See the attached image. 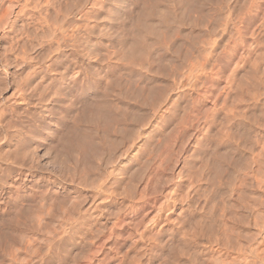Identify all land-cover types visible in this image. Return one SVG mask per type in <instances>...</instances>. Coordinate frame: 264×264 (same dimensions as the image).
Returning a JSON list of instances; mask_svg holds the SVG:
<instances>
[{
  "label": "rangeland",
  "instance_id": "1",
  "mask_svg": "<svg viewBox=\"0 0 264 264\" xmlns=\"http://www.w3.org/2000/svg\"><path fill=\"white\" fill-rule=\"evenodd\" d=\"M85 1L32 0V7L29 8L25 5V0H0V153L2 155L0 189L5 186L4 195L0 194V264H12L14 260H17L14 264H28L32 261L39 264L34 253L43 250L42 254H45L47 248L46 251L41 248L49 244V238H54L55 235L56 238L53 240L55 243L52 241L51 250L47 252L50 254L49 257H47L48 254L45 255V260L44 257L42 260L44 262L40 264H68L69 262L70 264H86L87 262V264H264V0H181L175 11H172V17L168 15V17L165 16L166 18L161 15L160 17L157 13L154 20L159 25L156 26V23L152 22L151 29L157 27L156 32H152L154 36L165 32L163 34L165 36H158H162L164 41L160 45L153 44L154 37L151 29L145 31L142 40L151 47L152 54H148L150 57L143 55L144 59L141 61H144L146 65L135 66V70L131 73L124 72L121 81L122 90L116 91L114 98L118 105L111 109L114 113L103 110L105 112L101 111L98 115L90 106L87 105L86 109L82 103L81 106L77 105L75 109L77 111L73 110L76 113L75 116L71 112L67 115H61L59 112L57 117H51L53 113L60 111L59 102L53 95L48 101H42L43 90L37 87L40 79L36 81V72L43 65H47L50 58L58 68L62 67L59 62H63L62 60L66 62L73 58L70 54L71 49L77 47L78 50L82 43L87 47V41L90 39L94 40V43L91 42V45H94L92 48L98 46L99 51L96 53L103 57H101L102 60L98 59L100 57L97 54L95 63H91L92 65L86 63L83 66L84 74L102 72L107 66L105 55L118 47V39L128 34L136 20L140 18L142 10H148L153 3L152 0H128L126 9L119 14L117 20H113L109 17L112 14L110 10L113 9L106 2L103 8L100 5L96 7L98 10H92L91 5L88 6ZM34 4L39 5L38 7L43 6L40 14H45L44 18L39 16L38 9L33 8ZM89 8L91 12H94H87L91 15L81 20L82 13L89 11ZM105 8L109 10L108 13ZM59 10L61 12H58ZM59 13L68 14L71 23L66 22L67 24L64 23V25L61 23L64 28L62 27L61 33L53 38L51 31L49 32V29L53 27L49 26L54 25V19L59 17L58 15L62 16ZM39 17L46 21H41ZM45 22L48 23L45 24ZM78 23L81 33L74 35L72 31L73 28L74 30L77 28ZM160 24H163L162 27ZM56 27L58 28L57 24L54 25V28ZM163 27L168 28L162 29ZM62 33L65 38L67 37L64 40ZM167 34L170 41H167ZM72 35L78 39L75 40L76 38ZM73 41L78 42L73 44ZM111 44L117 47L112 48ZM70 45L73 47L71 48ZM86 47L83 46V48ZM154 47L161 50H155ZM163 49L165 50L162 51ZM104 52L106 54L103 55ZM149 60L155 61V64L150 63ZM176 68L178 74L175 73L173 77V71ZM48 76L49 74L45 76L43 86L49 83ZM77 76L78 74L73 72L69 79H75ZM168 91L172 94L171 99H167ZM164 94L167 95L164 96ZM73 95H75L74 92ZM72 96L68 97L66 105H69L73 99ZM21 98H26V102L22 105L19 103ZM162 99L165 101L161 102ZM89 119L94 125L87 121ZM108 128L111 132L106 134ZM27 140L32 141L31 150L33 151L34 148L33 152L36 151L35 154L50 167L40 168L42 178L62 182L63 184H60L65 187L63 190L59 188V185L50 189L51 187L43 182L34 184L30 182L33 179L31 176H28V180L25 181L27 184L25 187L28 189L24 186L17 189L15 155ZM139 147L141 153L137 151ZM83 148L84 150H81ZM86 148L87 151H85ZM136 152L139 153L138 156H135L132 163L128 164L130 167L128 169L131 167L133 169L132 175L143 172L138 177L145 173L142 176L144 177L149 174L148 172H154L151 174L152 183L148 190L147 205L138 209V213L135 212L125 218L112 234L95 233L100 235L94 234L97 239L93 240L95 237L93 235H88L86 239L85 234L89 229L87 230V226L83 227V216L78 218L84 214L80 205L81 186L90 188L93 186L91 184L96 182L91 183L97 174L100 177V172L104 170L103 173H105L109 170L97 168L100 163L106 164L108 160L116 157L119 159L120 154L125 156L128 154L131 158ZM86 153H88L86 155L88 159L83 161L85 157L81 156ZM9 156L12 157L9 159ZM57 159L59 160L56 161ZM48 160L50 161L47 162ZM65 163L67 165H64ZM87 163L88 168H86ZM62 169L64 170L61 172ZM84 179L87 180L83 182ZM178 184H181L182 188L177 192ZM39 186L41 188H38ZM111 186L109 188L113 189L114 185ZM53 189H56V192ZM75 195L78 196L79 203ZM74 204H77L78 208ZM173 205L177 206L176 210L171 207ZM87 206L90 207L89 204L85 207ZM182 209H184L181 216L183 219L180 220L183 223L179 222V225L183 227V232L186 231L187 236L182 232L186 239L182 237L181 231L170 235L174 228L181 227L175 218ZM68 211L71 213V215L69 213V216H72L71 220ZM167 215L170 220L166 221ZM88 216L89 214L86 221L88 220L89 224L95 218L92 214ZM65 224H67L66 227L61 226ZM154 227L160 228L162 234L158 235L154 231H152L154 235L150 231L148 233V230H153ZM47 230L50 234H46ZM143 233L148 234L147 237ZM142 235L144 238L141 237ZM58 236H61V239ZM85 239L88 241L83 243ZM260 240L261 244H259ZM140 241H145L146 244L144 242L142 245ZM82 249H85L86 253ZM82 252L86 256H83ZM254 253H256L255 256ZM37 254L40 253L37 252ZM28 255L36 258L37 261L29 258ZM69 257L74 258L75 261L73 259L70 261ZM10 261L12 263H9Z\"/></svg>",
  "mask_w": 264,
  "mask_h": 264
},
{
  "label": "bare ground",
  "instance_id": "2",
  "mask_svg": "<svg viewBox=\"0 0 264 264\" xmlns=\"http://www.w3.org/2000/svg\"><path fill=\"white\" fill-rule=\"evenodd\" d=\"M144 1V0H143ZM153 1V3H152V5H151V7L148 9V10H142V12L140 13V15H139V17L140 18H138V20H136V23L134 24V26L133 27H131L130 29L131 30H129L128 31V34L127 35H124V36H122L120 39H118L119 41H118V47L116 46V45H113V44H111V45H113L112 46V48L113 47H117V48H114L113 49V51L112 52H108V54L107 55H105L107 58H106V60H107V66H106V68H105V70H103L102 72H99V73H97V74H84V71H83V66L87 63L88 65H89V63L91 64V63H95V61H96V59H97V56L99 55V57L100 58H98V59H101L102 60V58L101 57H103V56H100V54H98V53H96L97 51H99L98 50V46H96V47H94V48H92V45H91V42L92 43H94L93 41H91V39L90 40H88L87 42V47H86V45H84V43H82L81 44V42H79L80 44H81V46H79L78 47V50H77V47L74 49V48H72L73 46H71V51H70V54H71V60L70 59H68L66 62H64V60H62L63 62H59L60 64H62V67H60V68H58L57 67V65L55 64V62L53 61V59H51L50 58V60H49V63L47 64V65H43L42 66V68H40L37 72H36V77H35V79H36V81L37 80H39V85L37 84V87L39 88V90L41 89V90H43V100L42 101H44L45 100V102L46 101H48V99L49 98H51L52 97V95L55 97H57V101L59 102V108H60V111H58V113H53L52 114V116L51 117H57L58 115H59V112H60V114L61 115H63V114H68V113H74V115L73 116H75V112L73 111V110H75L76 108H77V105H80V104H82V105H84L85 107H86V109H87V105L88 106H90V108H92L93 109V112L94 113H97L98 115H99V112H101V111H103V110H109V111H111V114L112 113H114V112H112V110L114 109V107L116 106V105H118L117 103H115V100H114V98L116 97V91H121L122 89H121V84H122V79H123V75L125 74L124 72L125 71H128V73H131L132 71H134L135 70V68L136 67H140V66H144V65H146V64H144L141 60H143L144 59V57H145V55H147V56H149L150 55V51H151V47L149 46V45H147L143 40H142V36L144 35V33H145V31L147 30H149V29H151V26H153V24H152V22H155V20H154V17H155V15L158 13V15L160 16H169V17H172V15H173V13H172V11H175L174 9L175 8H177V6L182 2L181 0H152ZM87 4H88V6L89 5H91V8H92V10L93 9H96V7H98V6H100L101 5V8H103L102 6H103V4H105V2L109 5V7L111 8V9H113L112 11L110 10V14H111V12H112V14H111V16H109L110 17V19H113V20H117V17L119 16V14L120 13H122L125 9H126V7H127V3H128V0H86L85 1ZM85 2H83V3H85ZM189 2H191V1H189ZM25 5L27 6V7H29V8H31L32 7V0H25ZM85 3V4H86ZM187 3V2H186ZM221 3V2H220ZM224 3V2H223ZM227 3V2H226ZM41 4V3H40ZM228 4V3H227ZM239 4V3H238ZM108 5H107V7H108ZM144 5V4H143ZM39 5H33V8H35V9H38V14H39V16H41V17H43V15H45V14H40L41 12H40V9L41 8H43V6L42 5H40V7H38ZM42 6V7H41ZM80 6V5H79ZM78 6V7H79ZM83 6H84V4H83ZM181 6V5H180ZM228 6V5H227ZM45 7H48V6H46L45 5ZM82 7V6H81ZM108 7V8H109ZM140 7V6H139ZM173 9H172V8ZM55 7H53V9H54ZM229 8V7H228ZM107 8H105V10H106ZM239 9V8H238ZM46 10V9H45ZM96 10H98V8L96 9ZM108 10V9H107ZM30 11V10H29ZM41 11H42V9H41ZM48 11V10H47ZM55 11H57V10H55ZM78 11V10H77ZM100 11V10H99ZM176 11H178V10H176ZM31 12H34V11H32L31 10ZM49 12V11H48ZM47 12V13H48ZM58 12H61V10H59ZM58 12H56V13H58ZM83 11L81 10V13H82ZM87 12H91V10H90V8H89V11H86L85 13H82V15H81V17H80V19L81 20H85L86 19V17L87 16H90L91 14L90 13H88L87 14ZM94 12V11H93ZM93 12H91V13H93ZM105 12V11H104ZM109 12V10L107 11V13ZM46 13V12H45ZM67 13V12H66ZM66 13H63V14H61V13H59V14H61L62 16L60 17V15H58L59 17H57V18H53L54 19V25H58V28L56 27V28H54V25H52V26H49L50 28H52L51 30L49 29V32L51 31V35L53 36V38L55 37H57V34L58 33H61V30L64 28V26H62V25H64V23L65 24H67L66 22H68V24H69V22L71 23V20H70V17L68 18V14H66ZM90 14V15H89ZM175 14V13H174ZM29 15H31V14H29ZM71 15V14H70ZM124 15H125V13H124ZM157 16V15H156ZM158 16V17H159ZM160 16V17H161ZM167 16V17H168ZM176 16V15H175ZM31 17V16H30ZM29 17V18H30ZM41 17H39V19L41 18ZM157 17V18H158ZM159 17V18H160ZM184 17V16H183ZM183 17H182V19H183ZM28 18V17H27ZM44 18V17H43ZM43 18H41L40 20L41 21H46V19H44V20H42ZM60 18H61V20H60ZM89 18V17H88ZM156 18V17H155ZM166 18V17H165ZM174 18V17H173ZM177 18H178V16H177ZM49 19H50V17H49ZM69 19V20H68ZM75 19V18H74ZM109 18H108V20L109 21H111L112 22V20H110ZM172 19V18H171ZM170 19V20H171ZM174 19H176V18H174ZM173 19V20H174ZM22 20V19H21ZM33 20V19H32ZM52 20V19H51ZM56 20V21H55ZM119 20V22H121L120 21V19H118ZM29 21H31V20H29ZM39 21V20H38ZM160 21V20H159ZM158 21V22H159ZM176 21V20H175ZM175 21L173 22V23H175ZM16 22H17V20H16ZM49 22V21H48ZM48 22H45V24H47ZM75 22H77V20H75ZM78 22H79V20H78ZM110 22V23H111ZM168 22V21H167ZM171 22H172V20H171ZM13 23V22H12ZM29 23V22H28ZM32 23V22H31ZM53 23V22H52ZM52 23H50V24H52ZM61 23H62V25H61ZM72 23H74V22H72ZM156 23V22H155ZM154 23V24H155ZM35 24V23H34ZM60 24V25H59ZM79 24V23H78ZM114 24H116L115 22H114ZM14 25V23L12 24V26ZM15 25H17V24H15ZM111 25V24H110ZM156 26L157 25H159V24H155ZM161 25V27H162V25L163 24H160ZM25 26V25H24ZM74 27H75V24L73 25ZM78 26H80V24L79 25H76V27L77 28H75V30H74V28H73V31H72V34H74L75 35V33H81L80 32V29H81V27H78ZM112 26V25H111ZM123 26V25H122ZM220 26V25H219ZM63 27V28H62ZM127 27V26H126ZM128 27H130V26H128ZM124 28V27H123ZM159 28V27H158ZM166 28H168V27H163L162 29H166ZM13 29H14V27H13ZM115 29V28H114ZM125 29V28H124ZM127 29H129V28H127ZM156 29H157V27H156ZM155 27L153 28V29H151V33L152 32H156L155 30ZM66 30V29H65ZM64 30V31H65ZM160 30V29H159ZM158 30V31H159ZM60 31V32H59ZM104 31V30H103ZM162 31V30H161ZM15 32V31H14ZM74 32V33H73ZM121 32H125V31H121ZM164 32V31H163ZM27 33V32H26ZM162 33V32H161ZM158 34V35H156V36H154V34L152 33V35H153V37H154V40H153V44H158V45H160V44H162L163 42L162 41H164L163 40V38H161L162 36H165V35H163V34H165V32L163 33V34ZM166 33H167V31H166ZM29 34V33H28ZM64 33H62V35H63ZM76 34V36L77 37H79L78 35ZM112 34V33H111ZM205 34V33H204ZM69 35V34H68ZM74 35H72V36H74ZM160 35H162L161 37H158V36H160ZM66 36V35H65ZM70 36V35H69ZM76 36H74L75 38H76ZM120 36H121V34H120ZM168 36V34L166 35V38L168 39H165V40H167V41H170L169 40V37H167ZM172 36V35H171ZM62 37V36H61ZM113 37V36H112ZM116 37V36H115ZM22 38V37H21ZM28 38V37H27ZM64 35H63V40H64ZM67 38V37H66ZM65 38V39H66ZM71 38V37H70ZM69 38V39H70ZM75 38H73L72 37V39H75ZM118 38V37H117ZM116 38V39H117ZM165 38V37H164ZM47 39H48V37H47ZM71 39V40H72ZM78 38H76L75 40H77ZM162 39V40H161ZM52 40V39H51ZM70 41V40H69ZM111 41V40H110ZM52 42V41H51ZM58 43H59V41H57ZM61 42H62V40H61ZM74 42V41H73ZM76 43L78 42V41H75ZM75 42L73 43V44H75ZM115 42V41H114ZM113 42V43H114ZM67 43V42H66ZM69 43V42H68ZM78 43V44H79ZM168 43V42H167ZM167 43H165V44H167ZM78 44H77V46H78ZM79 44V45H80ZM97 44V43H96ZM101 44V43H100ZM116 44V43H115ZM208 44V43H207ZM84 47H86V48H83V46ZM102 45V44H101ZM109 45V44H108ZM110 45V46H111ZM203 45V44H202ZM206 45V44H205ZM94 46V45H93ZM106 47V46H105ZM108 47V46H107ZM159 48H161L162 47V45H161V47L160 46H158ZM92 48V49H91ZM56 49V48H55ZM58 49H60V48H58ZM154 49H155V47H154ZM166 49V48H165ZM165 49H163L162 51H164ZM63 50V49H62ZM155 50H159L157 47H156V49ZM161 50V49H160ZM159 50V51H160ZM52 51V50H51ZM54 51V50H53ZM108 51H110L109 49H108ZM153 51V50H152ZM140 53V54H139ZM155 53V52H154ZM25 54V53H24ZM98 54V55H97ZM103 55L104 54H106V52H104V53H102ZM101 54V55H102ZM141 54H142V56H141ZM149 54V55H148ZM152 54V53H151ZM27 55V54H26ZM67 55H68V53H67ZM140 55V56H139ZM143 55H144V57H143ZM154 55V54H153ZM152 55V56H153ZM66 56V55H65ZM105 56H104V58H105ZM29 57V56H28ZM27 57V58H28ZM70 57V56H69ZM68 57V58H69ZM150 57V56H149ZM32 58V57H31ZM65 58V57H64ZM91 58H93V60L91 59ZM8 59V58H7ZM63 59V58H62ZM65 59H67V58H65ZM154 59V58H153ZM22 60H23V58H22ZM28 60H30L29 58H28ZM28 60H27V62H28ZM32 60V59H31ZM33 61H34V58H33ZM57 61H59V60H57ZM140 61V62H139ZM149 62H150V60H149ZM154 63L155 61H151L150 63ZM17 63H22V62H17ZM143 63V64H142ZM146 63V62H145ZM165 63V62H164ZM188 63V62H187ZM16 64V63H15ZM22 64H24V63H22ZM26 64V63H25ZM36 64V63H35ZM41 64V63H40ZM44 64V63H43ZM155 64V63H154ZM92 65V64H91ZM8 66H9V64H8ZM28 66V65H27ZM30 66H31V64H30ZM37 66V65H36ZM95 66H96V64H95ZM136 66V67H135ZM188 66V65H187ZM152 67V66H151ZM24 68V67H23ZM35 68V67H34ZM91 68V67H90ZM100 68V67H99ZM104 69V68H103ZM151 69V68H150ZM31 70V69H30ZM29 70V71H30ZM137 70V69H136ZM145 70V69H144ZM191 70V69H190ZM190 70H189V72H190ZM22 71V70H21ZM155 71V73H156V69L154 70ZM73 72H76L77 74H78V76L75 78V79H69V76H70V74L71 73H73ZM86 73V72H85ZM127 73V74H128ZM154 73V74H155ZM175 73H177L178 74V69L176 68L174 71H173V77L176 75ZM49 74V83H47L46 84V86L44 85L43 86V84H45L44 82V80H45V76L46 75H48ZM141 74V73H140ZM151 74V73H150ZM31 75V74H30ZM190 75V74H189ZM150 76V75H149ZM153 75H151L150 77H152ZM141 76H139V78H140ZM143 77H145V76H143ZM19 78V77H18ZM143 79V78H142ZM148 79V78H147ZM150 79H153V78H150ZM42 80V81H41ZM41 81V82H40ZM143 81V80H142ZM28 82V81H27ZM145 82V81H144ZM151 82H152V80H151ZM148 83H149V80H148ZM174 83H175V81H174ZM30 84V83H29ZM166 85V84H165ZM25 86H27V85H25ZM30 86V85H29ZM145 86V85H144ZM176 88V87H175ZM174 89V88H173ZM170 92L172 91L171 89L169 90ZM168 91V92H169ZM174 91V90H173ZM23 92V91H22ZM42 92V91H41ZM73 92H74V94L75 95H73L72 96V94H73ZM156 92H158V91H156ZM167 92V93H168ZM168 93V96H167V99H171L172 98V92L171 93ZM69 93V94H68ZM24 94V93H23ZM167 94H164V96H166ZM73 97V99L70 101V103H69V105H66V103H67V101H68V97ZM155 97V96H154ZM161 98H163V97H161ZM26 99V98H25ZM25 99H23V98H21V102H19V103H21V105L23 104V103H25L26 101H25ZM163 99H165V98H163ZM162 99V101L161 102H163V101H165V100H163ZM174 100V99H173ZM55 101V100H54ZM56 101V102H57ZM92 102L90 105H89V103L90 102ZM152 101V100H151ZM15 102V101H14ZM45 104V103H44ZM25 105V104H24ZM162 105V104H161ZM68 106V107H67ZM81 106V105H80ZM160 106V105H159ZM66 109H65V108ZM84 107V108H85ZM155 107V106H154ZM89 108V107H88ZM11 109V108H10ZM22 109V108H21ZM52 109V108H51ZM50 109V110H51ZM79 109V108H78ZM112 109V110H111ZM50 110H47V111H50ZM55 110V109H54ZM80 110H84V109H81L80 108ZM19 111V110H18ZM52 111V110H51ZM75 111H77V110H75ZM79 111V110H78ZM85 111V110H84ZM13 112V111H12ZM15 112V111H14ZM34 112V111H33ZM40 112V111H39ZM57 112V111H56ZM86 112H87V110H86ZM92 112V111H91ZM103 112H105V111H103ZM43 113V112H42ZM45 113V112H44ZM77 113H79V112H77ZM93 113V114H94ZM87 114V113H86ZM85 114V115H86ZM17 115V114H16ZM79 115H81V114H79ZM83 115V114H82ZM31 116V115H30ZM48 116V115H47ZM65 116V115H64ZM63 116V117H64ZM132 116V115H131ZM32 117V116H31ZM43 117V116H42ZM62 117V118H63ZM69 117V116H68ZM77 117V116H76ZM45 118V117H44ZM75 118V117H74ZM93 118V117H92ZM38 119H39V117H38ZM51 119V118H50ZM59 119H61V118H59ZM64 119H65V117H64ZM64 119H62V120H64ZM53 120V119H52ZM76 120H77V118H76ZM76 120H73V121H75L76 122ZM78 120H79V117H78ZM77 120V121H78ZM95 120H96V117H95ZM94 120V121H95ZM119 120V119H118ZM46 121H48V120H46ZM59 121V120H58ZM61 121V120H60ZM70 121V120H69ZM68 121V122H69ZM73 121H71V122H73ZM88 122H91L90 121V119L89 120H87ZM99 121V120H98ZM133 121V120H132ZM41 122V121H40ZM40 122H38V123H40ZM57 122V121H56ZM55 122V123H56ZM61 122H63V121H61ZM96 122V121H95ZM184 122V121H183ZM33 123V122H32ZM44 123H46V122H44ZM53 123V122H52ZM54 123V124H55ZM84 123V122H83ZM92 123V122H91ZM26 124V123H25ZM50 124V123H49ZM53 124V125H54ZM66 124V123H65ZM80 124V123H79ZM93 124V123H92ZM143 124V123H142ZM145 124V123H144ZM38 125H40V124H38ZM45 125V124H44ZM94 125V124H93ZM22 126V125H21ZM89 126V125H88ZM142 126V125H141ZM38 127V126H37ZM36 127V128H37ZM41 127V126H40ZM57 127V126H56ZM68 127V126H67ZM83 127V126H82ZM39 128V127H38ZM46 128V127H45ZM65 128V127H64ZM22 129V128H21ZM42 129V128H41ZM74 128H72V130H73ZM76 129H77V127H76ZM79 129V128H78ZM98 129V128H97ZM126 129V128H125ZM54 130V129H53ZM63 130V129H62ZM87 130H89V129H87ZM39 131V130H38ZM125 131V130H124ZM54 132V131H53ZM101 132V131H100ZM106 134H108L109 132H111V130L108 128L107 130H106ZM29 133V132H28ZM43 133H44V131H43ZM74 133V132H73ZM77 133V132H76ZM75 133V134H76ZM173 133V132H172ZM36 134V133H35ZM105 134V136H107ZM28 135V134H27ZM31 135V134H30ZM49 135V134H48ZM61 135V134H60ZM25 136V135H24ZM34 136V135H33ZM64 136V135H63ZM141 136V135H140ZM20 137H22L21 135H20ZM29 137V136H28ZM37 137V136H36ZM54 137V136H53ZM90 137V136H89ZM23 138V137H22ZM32 138V137H31ZM52 138V137H51ZM26 139V138H25ZM33 139V138H32ZM38 139V138H37ZM41 139V138H40ZM39 139V140H40ZM62 139V138H61ZM64 139H67V138H64ZM24 140V139H23ZM63 140V139H62ZM42 141V140H41ZM66 141V140H65ZM134 141V140H133ZM175 141V140H174ZM22 142H24V141H22ZM31 142L32 141H30V140H27V141H25V143L16 151V155H15V159H16V162H15V168L17 169L16 170V181L18 180V182L16 183L17 184V189L19 190V188H20V186H27V184H25V181L26 180H28L27 178H28V176H31L33 179H32V181H30V182H32V183H36V182H43V183H46V184H48L49 185V187H51L50 189H52V188H54V187H56V185H59V188L60 189H64L65 187L62 185L63 183L62 182H60V183H62V184H60V183H58V181L56 180V179H44V178H42V176H41V174H42V169H40V168H48L49 166H48V164H44L43 163V160H41L42 158H40L38 155H36L35 153H36V151H35V153L33 152L35 149L33 148V151L31 150ZM34 142H35V140H34ZM57 142H58V139H57ZM63 141H61V143H62ZM69 142V141H68ZM72 142V141H71ZM21 143V142H20ZM43 143V142H42ZM60 143V145H62ZM131 143V142H130ZM175 143V142H174ZM37 144V143H36ZM38 144H39V142H38ZM56 144V143H55ZM55 144H54V147H56L55 146ZM19 145V144H18ZM69 145H70V143H69ZM124 145V144H123ZM52 146V145H51ZM91 146V145H90ZM149 146V145H148ZM35 147V146H34ZM53 147V146H52ZM62 148H63V146H61ZM61 147H59V148H61ZM73 147V146H72ZM178 147V146H177ZM40 148V147H39ZM51 148V147H50ZM49 148V149H50ZM57 148V147H56ZM92 148V147H91ZM132 148V147H131ZM46 149V148H45ZM52 149V148H51ZM50 149V150H51ZM69 149V148H68ZM47 150V149H46ZM49 150V151H50ZM54 150V149H53ZM57 150H58V148H57ZM64 150H67V149H64ZM81 150H84V148L83 149H81ZM94 150V149H93ZM44 151V150H43ZM48 151V150H47ZM55 151H56V149H55ZM85 151H87V148H86V150ZM102 151V150H101ZM128 151V150H127ZM139 153H141V149H140V147H139V149L137 150ZM46 152V151H45ZM57 152H59V151H57ZM68 153L67 154H69V151H67ZM138 152H136V153H134V155H132V157L130 158V156L127 154V156H125V155H122V154H120V155H122L121 157H120V155H119V159H117V157L115 158V159H112V160H108L109 162H107L105 165L104 164H102L101 165V163H100V166L99 165H97V168L99 167V169L100 168H108L109 170L108 171H105V173H103L104 172V170H103V172L101 173L100 172V177L98 176L99 174H97V173H95V174H97L96 175V177L95 178H93L94 180H92V182L91 183H93V182H95V183H93V184H91V185H93V186H90V188L88 187V189L86 188V187H82L81 186V191H80V196H81V198H82V201H81V203H80V205H82L81 207H82V210H83V212H84V214H82V215H80V217H78V218H81V216H83V223H82V221L81 222H79V223H82L83 224V227L84 226H87L86 228H87V230H88V232H87V230L85 231V232H87L85 235V238L86 237H88V235H93V236H95L96 234L95 233H106V232H109V234H112L113 232H114V230H116L117 228H119V226L122 224V222H123V220L125 219V218H128V216H130L131 214H135V212L136 213H138V209H140V208H142L144 205H147V202L149 201L148 200V190H149V186H150V184L152 183V175L151 174H153V173H150V172H148L149 174H147L146 176H144V177H138L141 173H143V172H141L139 175L137 174H133L132 175V167H131V169H128V168H130V167H128V164H130V162L132 163V159L136 156H138ZM3 153V152H2ZM11 153V152H10ZM61 153V152H60ZM124 153V152H123ZM126 153V152H125ZM124 153V154H125ZM45 154H47V153H45ZM59 154V153H58ZM57 154V155H58ZM64 154V153H63ZM82 154H83V152H82ZM172 154V153H171ZM86 155H88V153H86L84 156H81L82 158L83 157H85V159H83V161H87V157H86ZM90 155V154H89ZM93 155V154H92ZM142 155V154H141ZM156 155H157V152H156ZM159 155V154H158ZM169 155V154H168ZM1 153H0V158H1ZM5 156H6V154H5ZM4 156V157H5ZM45 156V155H44ZM49 156V155H48ZM54 156H55V154H54ZM173 156V155H172ZM12 157V156H11ZM10 156H9V159L11 158ZM43 157V156H42ZM52 157H53V155H52ZM56 157V156H55ZM54 157V158H55ZM58 157V156H57ZM63 157V156H62ZM61 157V158H62ZM111 157V156H110ZM159 157V156H158ZM8 158V157H7ZM6 158V159H7ZM50 158H51V156H50ZM49 158V159H50ZM53 158V159H54ZM87 158V159H86ZM89 158H91L90 156H89ZM96 158V157H95ZM108 158V157H107ZM3 159V158H2ZM13 159V158H12ZM56 159V158H55ZM55 159H54V161H55ZM109 159V158H108ZM138 159V158H137ZM159 159V158H158ZM157 159V160H158ZM8 160V159H7ZM47 160V159H46ZM52 160V159H51ZM59 159H57L56 161H58ZM91 159H89V161H90ZM114 160V161H113ZM135 160V159H134ZM6 161V160H5ZM13 161V160H12ZM12 161H10V162H12ZM50 160H48L47 162H49ZM53 161V160H52ZM67 161V160H66ZM82 161V162H83ZM140 161H142V160H140ZM160 161V160H159ZM162 161V160H161ZM4 162V161H3ZM45 162V161H44ZM60 162V161H59ZM59 162H57L58 164H60ZM97 162V161H96ZM137 162V161H136ZM52 163V162H51ZM70 163V162H69ZM139 163V162H138ZM53 164V163H52ZM157 164V163H156ZM161 164V163H160ZM63 165V164H62ZM64 165H67L66 163L64 164ZM64 165H63V167H64ZM81 165V164H80ZM83 165H84V162H83ZM87 165V167L86 168H88V163L86 164ZM94 164H92V166H93ZM142 165H144V164H142ZM11 166V165H10ZM48 166V167H47ZM59 166V165H58ZM85 166V165H84ZM90 166H91V164H90ZM140 166V165H139ZM6 167V166H5ZM12 167V166H11ZM60 167H61V165H60ZM67 167V166H66ZM77 167V166H76ZM81 167V166H80ZM94 167V166H93ZM92 167V168H93ZM14 168V167H13ZM50 168V167H49ZM55 168V167H54ZM82 168V167H81ZM139 168V167H138ZM146 168V167H145ZM147 168H149V167H147ZM151 168H154V167H151ZM78 169H79V167H78ZM77 169V171H79ZM91 169V168H90ZM137 169V168H136ZM203 169V168H202ZM50 170V169H49ZM64 169H62L61 170V172L63 171ZM95 170V169H94ZM139 170V169H138ZM146 170V169H145ZM11 171V170H10ZM89 171V170H88ZM98 171V170H97ZM101 171V170H100ZM136 171V170H135ZM141 171H143V169L141 170ZM147 171V170H146ZM163 171V170H162ZM59 172V171H58ZM79 172H81V171H79ZM83 172V171H82ZM54 173H56V172H54ZM133 173H135V172H133ZM78 174V173H77ZM83 174V173H82ZM85 174H86V171H85ZM101 174H104V175H101ZM51 175V174H50ZM84 175V174H83ZM93 175V174H92ZM61 176V175H60ZM82 176V175H81ZM90 176H91V173H90ZM95 176V175H94ZM93 176V177H94ZM98 176V177H97ZM157 176V175H156ZM250 176V175H249ZM84 177H85V175H84ZM86 177H87V175H86ZM30 178V177H29ZM81 178V177H80ZM79 178V179H80ZM96 178H97V180H96ZM81 179H83V178H81ZM80 179V180H81ZM129 179V180H128ZM62 180V179H61ZM80 180H79V182H80ZM87 180V179H86ZM85 179H84V181L83 182H85L86 181ZM169 180V179H168ZM6 182V181H5ZM29 182V181H28ZM9 183V182H8ZM58 183V184H57ZM76 183V182H75ZM87 183V182H86ZM160 183V182H159ZM74 184V183H73ZM81 184V183H80ZM37 185V184H36ZM84 185V184H83ZM112 185V186H111ZM113 185H114V188L112 189V191H110L111 189L109 188L110 186L111 187H113ZM246 186V185H245ZM5 187V186H4ZM1 188L0 189V194H3L4 195V192H5V188ZM9 187H10V185H9ZM19 187V188H18ZM71 187V186H70ZM193 187V186H192ZM15 188V187H14ZM25 188H27V187H25ZM38 188H41L40 186L38 187ZM83 188V189H82ZM110 190H109V189ZM180 188H182V185L181 184H178V190H177V192L179 191V189ZM183 188H184V186H183ZM7 189V188H6ZM16 189V188H15ZM16 189V190H17ZM28 189V188H27ZM31 189V188H30ZM46 189H48V188H46ZM68 189V188H67ZM24 190V189H23ZM32 190H33V188H32ZM54 190V189H53ZM56 190V189H55ZM54 190V191H55ZM74 190V189H73ZM174 191H175V189H174ZM56 192V191H55ZM54 192V193H55ZM62 192V191H61ZM17 193V192H16ZM24 193V192H23ZM46 193V192H45ZM50 193V192H49ZM175 193V192H174ZM6 194H8V193H6ZM10 194V193H9ZM15 194V193H14ZM44 194V193H43ZM52 194V193H51ZM19 195V194H18ZM21 195V194H20ZM45 195V194H44ZM56 195V194H55ZM2 196V195H1ZM8 196V195H7ZM23 196H25L24 194H23ZM28 196V195H27ZM76 196V195H75ZM80 196H79V198H80ZM5 197V196H4ZM9 197V196H8ZM19 197H21V196H19ZM47 197V196H46ZM77 197V203H79L78 201V196H76ZM22 198V197H21ZM81 198H80V200H81ZM14 199H16V198H14ZM46 199V198H45ZM56 199V198H55ZM73 199V198H72ZM75 199V198H74ZM158 199V198H157ZM172 200H173V198H171ZM171 199L169 200V201H171ZM175 199H177V197H175ZM8 200V199H7ZM20 200V199H19ZM18 200V201H19ZM71 200V199H70ZM16 201V200H15ZM73 201V200H72ZM75 201V200H74ZM1 202V201H0ZM6 202V201H5ZM64 202V201H63ZM70 203H71V201H69ZM173 202V201H172ZM174 202H175V200H174ZM173 202V203H174ZM3 203V202H2ZM90 205V207L89 206H87V207H85L86 205ZM73 205V204H72ZM75 205V204H74ZM64 206V205H63ZM76 206V208H78V206H77V204L75 205ZM168 206H170V205H168ZM21 207V206H20ZM65 207V206H64ZM67 207V206H66ZM74 207V206H73ZM73 207H70V208H72L73 209ZM172 208H174V210H176L177 209V206L176 205H173V206H171ZM19 208V207H18ZM84 208H86V209H84ZM89 208V209H88ZM71 209V210H72ZM75 209V208H74ZM88 209V210H87ZM159 209V208H158ZM18 210V209H17ZM67 210V209H66ZM71 210H69V211H71ZM76 210V209H75ZM183 210L184 209H182V210H180L181 212L177 215V217L175 218V220H177V222H178V225H179V222H180V224L181 223H183V222H181V220L180 219H183V218H181V216L183 215L182 213H183ZM61 211V210H60ZM63 211V210H62ZM65 211V210H64ZM68 211V216H69V212ZM243 211V210H242ZM262 211V210H261ZM75 212H77L78 213V211H75ZM74 212V213H75ZM80 212H81V210H80ZM82 212V213H83ZM91 212V213H90ZM149 212V211H148ZM167 212V211H166ZM188 212V211H187ZM1 213V212H0ZM13 213V212H12ZM147 213V212H146ZM178 213V212H177ZM73 214V213H72ZM89 214V216H90V214H92V217H93V215H94V220H93V222L91 223V225H90V223L88 224L87 223V221H86V218H87V215ZM263 214V213H262ZM63 215H64V213H63ZM66 215H67V213H66ZM70 215H71V213H70ZM159 215V214H158ZM59 216V215H58ZM57 216V217H58ZM77 216V215H76ZM88 216V217H89ZM230 216V215H229ZM3 217H5V216H3ZM11 217V216H10ZM70 217V216H69ZM72 217V216H71ZM71 217H70V220H71ZM231 217V216H230ZM256 217V216H255ZM259 217V216H258ZM257 217V218H258ZM60 218V217H59ZM58 218V219H59ZM76 217H75V215H74V219H75ZM150 218V217H149ZM223 218V217H222ZM226 218V217H225ZM68 219V218H67ZM37 220V219H36ZM69 220V219H68ZM68 220H65V221H68ZM73 220V219H72ZM80 220H82V219H80ZM142 220V219H141ZM162 220H163V218H162ZM167 220H170L169 218H168V215H167V218H166V221ZM178 220H180V221H178ZM49 221V220H48ZM59 221V220H58ZM164 221V220H163ZM259 221V220H258ZM69 222V221H68ZM151 222V221H150ZM159 222V221H158ZM157 222V223H158ZM161 222V221H160ZM58 223V222H57ZM60 223V222H59ZM62 223V222H61ZM67 223V222H66ZM256 223V222H255ZM258 223V222H257ZM259 223H262V222H259ZM40 224H41V222H40ZM43 224V223H42ZM139 224V223H138ZM145 224V223H144ZM48 225V224H47ZM66 225L67 224H65V225H61L62 227L63 226H65L66 227ZM258 225V224H257ZM260 225V224H259ZM44 226V225H43ZM69 226H70V224H69ZM68 226V227H69ZM179 226H181V225H179ZM40 227V226H39ZM60 227V226H59ZM67 227V228H68ZM82 227V228H83ZM175 227H177L176 225H175ZM37 228V227H36ZM67 228H65V229H67ZM71 228V227H70ZM137 228V227H136ZM155 228V227H154ZM174 228V227H173ZM258 228V227H257ZM138 229V228H137ZM40 230V229H39ZM45 229H43V231H44ZM58 230V229H57ZM59 230H60V228H59ZM78 230V229H77ZM146 230V229H145ZM148 230V229H147ZM172 230V229H171ZM183 227L181 226V227H177V228H174L173 230H172V234H170V235H173V232H176V234H177V232L179 233L180 231H181V233L183 232ZM186 230V229H185ZM226 230V229H225ZM229 230V229H228ZM261 230V229H260ZM37 231V230H36ZM46 231V230H45ZM48 231V230H47ZM53 231V230H52ZM74 231V230H73ZM83 231V232H84ZM140 231V230H139ZM152 232V231H154V233H156V234H162V232L160 231V228H158V229H153V230H148V233H150V232ZM164 231V230H163ZM170 231V230H169ZM233 231V230H232ZM81 233H82V231H80ZM143 232V231H142ZM146 232V231H145ZM144 232V233H145ZM186 231H184L183 233L184 234H186L185 233ZM189 232V231H188ZM225 231H223V233H224ZM262 232V231H261ZM39 233H41V232H39ZM44 233V232H43ZM49 233V231L46 233V234H48ZM143 233V235H145ZM154 233L152 232L151 234H153L154 235ZM180 233V234H181ZM182 233V234H183ZM227 233V232H226ZM229 233V232H228ZM256 233H259V232H256ZM36 234H37V232H36ZM50 234V233H49ZM54 234V233H53ZM57 234H58V231H57ZM62 234V233H61ZM60 234V235H61ZM95 234V235H94ZM98 234V235H99ZM138 234V233H137ZM155 234V235H156ZM175 234V233H174ZM180 234H178L179 236H180ZM182 235V237H184L185 235ZM225 234V233H224ZM260 234V233H259ZM98 235H96V236H98ZM107 235V234H106ZM143 235L141 236V237H143ZM148 235V234H147ZM147 235H145L146 237H147ZM152 235V236H153ZM166 235V234H165ZM226 235V234H225ZM29 236V235H28ZM35 236V235H34ZM47 236V235H46ZM96 236L93 238V240L94 239H97L96 238ZM100 236V235H99ZM135 236V235H134ZM140 236V235H139ZM138 236V237H139ZM157 236V235H156ZM186 236H187V234H186ZM185 236V237H186ZM228 236H230V235H228ZM48 237V236H47ZM50 237V236H49ZM52 237V236H51ZM60 237V239H61V236H58V238ZM64 237V236H63ZM184 237V238H185ZM23 238V237H22ZM26 238V237H25ZM29 238V237H28ZM39 238V237H38ZM46 238V237H45ZM55 238H56V235L54 236V238L52 237L51 239L49 238V240H48V242H49V244L47 243L46 245H45V247L44 248H41V249H44L45 251H46V248H47V251H46V253L45 254H42V252H43V250L40 252V251H37V250H35V252L37 251L38 253H40V254H37V252L36 253H34V251H33V253H34V255H36L35 257H37V259H38V263L40 264L41 262H44V261H42L43 260V257L46 255L47 256V252L49 251V250H51L50 249V247H51V245H52V241L53 240H55ZM67 238V237H66ZM90 238V237H89ZM111 238V237H110ZM144 238V237H143ZM149 238V237H148ZM153 238V237H152ZM187 238V237H186ZM185 238V239H186ZM229 238V237H228ZM231 238V237H230ZM264 238V237H263ZM84 239V238H83ZM87 239V238H86ZM86 239L84 240V242L83 243H86L87 241H86ZM91 239V238H90ZM142 239V238H141ZM182 239V238H181ZM25 240V239H24ZM42 240V239H41ZM43 240H44V237H43ZM58 240V239H57ZM105 240V239H104ZM108 240V239H107ZM137 240V239H136ZM142 240H144V239H142ZM146 240V239H145ZM151 240V239H150ZM149 240V241H150ZM183 240V239H182ZM192 240V239H191ZM27 241V240H26ZM46 241V240H45ZM62 241V240H61ZM60 241V242H61ZM86 241V242H85ZM36 242V241H35ZM35 242H33V243H35ZM54 243H55V241H53ZM75 242V241H74ZM100 242V241H99ZM141 242V244L142 243H144L143 241H140ZM178 242H179V240H178ZM239 242V241H238ZM261 240H260V243L259 244H261ZM30 243H31V241H30ZM53 243V244H54ZM96 243H97V241H96ZM229 243V242H228ZM39 244V243H38ZM57 244V243H56ZM136 244V243H135ZM145 244H146V242H145ZM241 244V243H240ZM35 245V244H34ZM55 245V244H54ZM143 245V244H142ZM141 245V246H142ZM243 245V244H242ZM263 245V244H262ZM31 246H32V243H31ZM36 246V245H35ZM38 246H40V245H38ZM47 246V247H46ZM59 246H61V245H59ZM63 246V245H62ZM86 246V245H85ZM85 246H83V247H85ZM146 246V245H145ZM144 246V247H145ZM179 246V245H178ZM205 246V245H204ZM33 247V246H32ZM37 247V246H36ZM82 247V248H83ZM143 247V246H142ZM142 247L140 248V249H142ZM240 247V246H239ZM258 247V246H257ZM35 248V247H34ZM40 248V247H39ZM74 248V247H73ZM136 248V247H135ZM233 248V247H232ZM247 248H249V246L247 247ZM246 248V249H247ZM254 248V247H253ZM40 249V250H41ZM56 249V248H55ZM63 249H65V248H63ZM78 249V248H77ZM241 249V248H240ZM262 249V248H261ZM260 249V250H261ZM10 250V249H9ZM66 250V249H65ZM83 250V249H82ZM85 250V249H84ZM83 250V252H85ZM208 250V249H207ZM239 250V249H238ZM243 250V249H242ZM245 250V249H244ZM259 250V249H258ZM18 251V250H17ZM21 251V250H20ZM27 251V250H26ZM44 251V252H45ZM53 251V250H52ZM78 251V250H77ZM95 251V250H94ZM250 251V250H249ZM253 251H255V249L253 250ZM12 252V251H11ZM31 252V251H30ZM50 252V251H49ZM60 252V251H59ZM83 252H82V254H83ZM236 252V251H235ZM246 252V251H245ZM260 252H262V251H260ZM15 253V252H14ZM32 253V252H31ZM52 253V252H51ZM69 253V252H68ZM86 253V252H85ZM88 253V252H87ZM256 253H258L257 252V250H256ZM256 253H254V256H255V254ZM7 254V253H6ZM24 254V253H23ZM79 254V253H78ZM91 254V253H90ZM213 254V253H212ZM247 254V253H246ZM253 254V253H252ZM22 255V254H21ZM25 255V254H24ZM31 255V254H30ZM34 255H32V256H34ZM37 255H39V256H37ZM41 255V256H40ZM49 255L50 254H48V256L47 257H49ZM68 256H69V254H67ZM85 254H83V256H84ZM248 255H250V254H248ZM247 255V256H248ZM18 256V255H17ZM29 256V255H28ZM52 256V255H51ZM62 256V255H61ZM76 256V255H75ZM82 256V255H81ZM82 256V257H83ZM86 256V255H85ZM131 256V255H130ZM180 256V255H179ZM9 257V256H8ZM31 256H29V258H30ZM78 257V256H77ZM87 257H88V255H87ZM92 257V256H91ZM243 257V256H242ZM12 258H14V257H12ZM32 258V257H31ZM54 258V257H53ZM56 258V257H55ZM57 258H58V256H57ZM56 258V259H57ZM64 258H66V256L64 257ZM64 258H62V260H64L65 261V259ZM71 260L70 261H72V259L75 261V259L74 258H71V257H69ZM76 258V257H75ZM85 258V257H84ZM125 258V257H124ZM208 258V257H207ZM209 258H211V257H209ZM33 260H35L34 258H32ZM31 259V260H32ZM37 259H36V261H37ZM41 261H40V260ZM51 259V258H50ZM77 259V258H76ZM79 260H80V258H78ZM93 259V258H92ZM246 259V258H245ZM252 259V258H251ZM12 260H14V259H12ZM11 260V261H12ZM44 260H45V257H44ZM47 260V259H46ZM61 260V261H62ZM253 260V259H252ZM6 261V260H5ZM9 262V263H12V262ZM17 260H14V262H16ZM40 261V262H39ZM49 261V260H48ZM69 261V260H68ZM87 261H88V259H87ZM211 261V260H210ZM241 261V260H240ZM244 261V260H243ZM242 261V262H243ZM248 261H249V258H248ZM255 261V260H254ZM261 261V260H260ZM14 262L12 263V264H14ZM26 262V261H25ZM46 262V261H45ZM58 262V261H57ZM76 262H77V260H76ZM75 262V263H76ZM91 262V261H90ZM205 262H206V260H205ZM209 262V261H208ZM17 263V262H16ZM15 263V264H16ZM31 263H33V261L31 262ZM31 263H28V264H31ZM58 263H60V262H58ZM72 263V262H71ZM88 263V262H87ZM86 263V264H87ZM207 263V262H206ZM5 264V263H4ZM19 264V263H18ZM33 264H36V262L35 263H33ZM63 264V263H62ZM65 264V263H64ZM67 264V263H66ZM68 264H70V262L68 263ZM74 264V263H73ZM124 264V263H123ZM209 264V263H208Z\"/></svg>",
  "mask_w": 264,
  "mask_h": 264
}]
</instances>
